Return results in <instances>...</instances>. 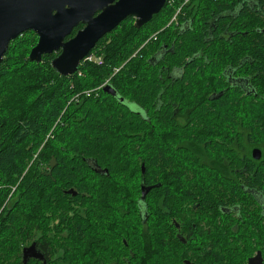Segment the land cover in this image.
Here are the masks:
<instances>
[{"label":"trees","instance_id":"trees-1","mask_svg":"<svg viewBox=\"0 0 264 264\" xmlns=\"http://www.w3.org/2000/svg\"><path fill=\"white\" fill-rule=\"evenodd\" d=\"M184 1L172 0L141 28L126 18L91 50L95 59L85 58L68 76L53 68L56 52L40 63L29 59L38 40L33 30L10 43L0 63V264H24L23 249L32 241L45 259L26 264H92L95 220L113 212L130 234V262L120 264H184L186 258L217 264L204 247L210 211L218 215L221 205L238 203L241 184L264 188V155L255 160L250 153L264 149V25L253 42H243L244 50L259 51L262 101L230 89L208 98L216 89L202 70L188 72L198 50L215 48L205 26L179 35L166 26ZM229 3L201 5L218 13ZM173 34L172 49L159 51ZM236 42L216 48L236 49ZM161 64L184 66L194 78L167 87L155 69ZM107 84L117 95L104 90ZM52 157L57 164L50 169ZM231 169L247 175L226 178ZM143 184L153 186L145 199ZM71 188L76 195L67 193ZM227 234L228 240L231 228ZM232 253L225 264H238Z\"/></svg>","mask_w":264,"mask_h":264},{"label":"flooded vegetation","instance_id":"flooded-vegetation-1","mask_svg":"<svg viewBox=\"0 0 264 264\" xmlns=\"http://www.w3.org/2000/svg\"><path fill=\"white\" fill-rule=\"evenodd\" d=\"M171 1L167 0L163 8L165 9L166 5ZM201 2L202 0H185L171 21L166 25L171 27L172 33L176 32L177 35L189 29L192 32L198 31L201 29V27L198 28V25H203L205 26V30L203 31L204 37L210 40L208 43L210 47L212 45L215 47L214 49L198 50L194 54L195 56H199L197 59L198 63L193 67V70H191L192 68H188V70H191L188 72L202 70L199 75L205 76L207 83L217 90L211 92L208 98L214 97L218 99L225 93V90L230 89L237 95L244 96L246 94L249 97V102L258 104L262 101L257 96L260 79V76H258L259 51L244 50L243 42L244 39L248 43L249 41L253 42L256 33H258V28L260 25H264V21L259 19L263 12L262 1L231 0V4L229 3L228 6L219 10L218 13L212 10L208 12L207 9L209 6L203 4L202 8ZM186 5L189 6L185 7ZM74 30L67 39L75 35L78 31V29L76 31ZM261 30L264 31V26ZM173 36L174 34L167 36V41L162 40V48L159 51H163L164 53L172 49L175 42L171 40L174 38L175 41L177 38ZM234 40H237L236 44H238V48L236 49H227L225 45L221 49L216 48L217 44L221 45L226 42L232 46ZM200 63L201 65H199ZM156 68L159 71L161 82L167 87L176 83L177 78L185 80L186 84L194 78V76L185 72L187 70L184 66H178L177 64H161L156 66ZM242 91L244 93H241ZM160 104H163L162 99ZM175 112V117H180L178 116V108ZM256 149L261 152V157L258 159L253 156V151ZM250 153L253 159L260 160L264 155V149L263 147L254 146ZM225 166L230 167L233 165ZM224 175L226 178L234 179L237 175H247V170L240 171L238 169H231L225 171ZM241 187L243 193L235 197L239 200L238 203H235L233 206L221 205V211L218 215L210 211V218L204 223L206 239L204 247L209 253L206 256L211 260H215L217 264H225L227 256L231 251L234 253L230 256H233L238 264H264V188L259 187V185L245 186V184H241ZM226 189V187L223 188L224 191ZM224 191L222 194H225ZM241 198L245 199L244 201L247 204H242L245 202ZM224 201H227L226 194ZM244 206L248 207L242 209ZM98 214L101 213L98 212ZM122 214L124 215L125 213L122 212ZM115 216L116 214L113 212L107 217L98 215V218L95 220L96 234L93 244L94 254L92 264H120L121 261L125 263L130 262L131 246L128 241L130 234L122 230L123 222L116 219ZM123 221L129 223L128 218H125ZM231 222H233V225L228 227V223ZM176 227L175 236L179 241L182 225H177ZM229 228L232 229L233 234H230V238L227 240ZM142 230H145V228L143 227ZM185 236H182L183 241L186 239ZM187 261L196 264L188 258L184 259V264H188ZM227 264H232V262L229 261Z\"/></svg>","mask_w":264,"mask_h":264},{"label":"water","instance_id":"water-1","mask_svg":"<svg viewBox=\"0 0 264 264\" xmlns=\"http://www.w3.org/2000/svg\"><path fill=\"white\" fill-rule=\"evenodd\" d=\"M167 0H0V63L10 43L26 31L33 30L38 35L37 43L29 53V59L40 63L47 54H58L52 60L53 68L62 76L75 73L82 61L96 46L98 41L113 31L128 17L135 18V26L141 28L161 12ZM84 27L72 37L73 30ZM104 90L117 95L112 85ZM255 158L261 152L253 151ZM52 157L50 169L56 166ZM145 171L144 165L142 166ZM47 174H51L49 171ZM155 186V185H154ZM153 186L142 185V199ZM67 193L76 195L73 188ZM23 262L30 258L45 259L44 253L33 242L23 249ZM188 264H194L187 261Z\"/></svg>","mask_w":264,"mask_h":264},{"label":"built area","instance_id":"built-area-1","mask_svg":"<svg viewBox=\"0 0 264 264\" xmlns=\"http://www.w3.org/2000/svg\"><path fill=\"white\" fill-rule=\"evenodd\" d=\"M85 58H87L89 60H93V59H95V56L93 54H91V55H87Z\"/></svg>","mask_w":264,"mask_h":264},{"label":"rangeland","instance_id":"rangeland-1","mask_svg":"<svg viewBox=\"0 0 264 264\" xmlns=\"http://www.w3.org/2000/svg\"><path fill=\"white\" fill-rule=\"evenodd\" d=\"M29 34L31 35V33H29ZM30 38H31V37H30ZM32 39L34 40V37H32ZM33 46H34V45H33ZM33 46H32V47H33ZM32 47H31V49H32ZM30 51H31V50H30ZM29 53H30V52H29ZM27 246H28V245H27Z\"/></svg>","mask_w":264,"mask_h":264}]
</instances>
